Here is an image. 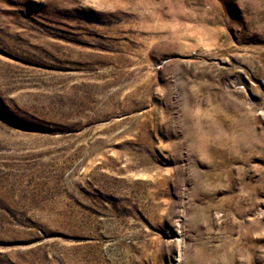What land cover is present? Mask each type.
Segmentation results:
<instances>
[{"label":"rangeland","instance_id":"1","mask_svg":"<svg viewBox=\"0 0 264 264\" xmlns=\"http://www.w3.org/2000/svg\"><path fill=\"white\" fill-rule=\"evenodd\" d=\"M0 264H264V0H0Z\"/></svg>","mask_w":264,"mask_h":264}]
</instances>
